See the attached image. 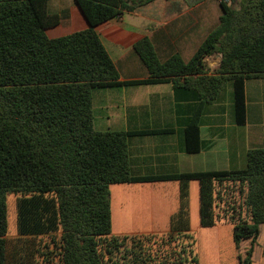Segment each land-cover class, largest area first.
<instances>
[{"label":"trees","instance_id":"16d2710c","mask_svg":"<svg viewBox=\"0 0 264 264\" xmlns=\"http://www.w3.org/2000/svg\"><path fill=\"white\" fill-rule=\"evenodd\" d=\"M154 1L75 0L90 27L50 39L45 30L59 16L48 11V0H0V264H198L189 226L192 180L199 183L200 226L230 223L236 246L250 241L239 264H252L264 224V148L249 150L241 170L137 176L128 138L171 130L94 128L93 90L125 84L94 27ZM220 7L219 25L188 62L178 55L159 61L148 39L134 47L150 78L132 84L172 83L198 92L184 131L191 154L200 151L205 106L225 84L232 81L235 120L244 125L246 81L264 77V0H231ZM214 54L220 63L208 73L205 60ZM172 180L180 183V204L169 233L159 239L112 235L111 185ZM236 189L242 195L238 211L244 212L237 217Z\"/></svg>","mask_w":264,"mask_h":264},{"label":"crops","instance_id":"0c3cea01","mask_svg":"<svg viewBox=\"0 0 264 264\" xmlns=\"http://www.w3.org/2000/svg\"><path fill=\"white\" fill-rule=\"evenodd\" d=\"M218 4L217 0H156L94 27L115 64L119 81L125 83L93 90L95 130H171L128 138V155L134 175L241 170L247 165L249 150L264 148V77L249 79V85L246 82L244 125H238L235 120L233 84H225L217 98L205 106L200 121L201 147L193 154L186 150L184 131L199 102L198 92L194 88L177 87L172 83L132 84L150 78L147 67L134 48L139 41L148 39L161 62L174 55L188 62L207 35L219 25L222 10ZM47 8L51 14L59 16V23L45 30L50 39L90 27L75 0H48ZM215 56L205 60L208 73H213L220 63L221 58L214 61ZM119 185L147 194L145 197L142 195L140 201L126 205L127 208L124 202H120L117 221L111 198L112 235H165L170 232L171 217L177 213L180 204L178 181ZM197 189L199 183L190 181L188 202L192 234L203 228L199 224L194 229L192 225V216H196L198 206ZM130 209L133 227L120 228L118 234H114L115 221L127 224L124 218H128ZM223 224L226 223H217L210 228L218 230L225 226ZM229 230H232L231 224ZM16 236L15 232L13 237ZM249 243V240H243L235 245L230 264H239V256L244 258ZM219 264L223 262L220 260ZM252 264H264V224L253 248Z\"/></svg>","mask_w":264,"mask_h":264},{"label":"rangeland","instance_id":"374dc122","mask_svg":"<svg viewBox=\"0 0 264 264\" xmlns=\"http://www.w3.org/2000/svg\"><path fill=\"white\" fill-rule=\"evenodd\" d=\"M189 1V0H186ZM217 3L220 4V1L217 0ZM218 4V5H219ZM230 4V3H229ZM221 57L216 54L214 57V61H217V59H220ZM248 81V80H247ZM246 81V82H247ZM232 81H228L227 83H231ZM249 85V81H248ZM249 104V100H248ZM249 107V106H248ZM128 187V188H127ZM140 190L130 188L129 186L125 185H111L110 186V192H111V198L113 201V208L115 211V218L117 221V214H118V206L120 205V202H124L125 208L126 205L133 204L134 201L141 200V196L147 194L146 192L140 193ZM156 194V193H155ZM197 198H198V206L196 209V216H192V225L193 228H197L200 224L199 220V190L196 191ZM242 195L239 194L238 190L236 189V192L234 194V202H235V210H233V214L235 217L238 216L239 213L244 215V212L238 211L239 203L242 201ZM131 209L129 210V216L128 218H124L127 220V224H117L116 221L114 223L113 232L114 234H118L117 230L121 229H129L133 227V221H131ZM125 213V212H124ZM16 211H15V197L13 195H10L8 197V232L9 237L13 238L14 233L16 232ZM225 226L217 229L214 228H201L198 230L197 233L192 234L195 239V249H196V255H197V261L198 264H219L220 260L223 262V264H230L231 257L234 255L235 252V244L233 241V226L232 230H229V223L223 224ZM121 232V231H120ZM159 239L162 237V235H156ZM164 238V237H163ZM157 243L160 244V242L156 239ZM50 242V241H47ZM52 244V243H50ZM250 244V243H249ZM50 250H54L53 246H50ZM47 251V250H45ZM242 253V250L240 251ZM45 264V262L41 263Z\"/></svg>","mask_w":264,"mask_h":264},{"label":"built area","instance_id":"2783aa9c","mask_svg":"<svg viewBox=\"0 0 264 264\" xmlns=\"http://www.w3.org/2000/svg\"><path fill=\"white\" fill-rule=\"evenodd\" d=\"M221 3L229 4L231 0H219Z\"/></svg>","mask_w":264,"mask_h":264}]
</instances>
